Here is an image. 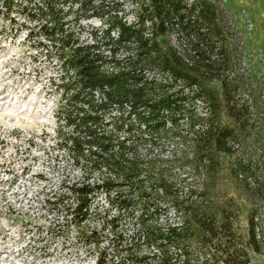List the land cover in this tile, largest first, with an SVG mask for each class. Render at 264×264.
I'll return each instance as SVG.
<instances>
[{
	"label": "trees",
	"instance_id": "trees-1",
	"mask_svg": "<svg viewBox=\"0 0 264 264\" xmlns=\"http://www.w3.org/2000/svg\"><path fill=\"white\" fill-rule=\"evenodd\" d=\"M0 2L61 64L56 83L65 103L56 117L70 130L65 148L100 178L68 185L70 194L55 203L77 226L104 212L101 232L88 235L105 244L97 264H251L253 253L264 254L257 207L248 208L240 232L242 209L219 187L227 157L246 199H264L262 168L243 150L256 128L257 85L246 89L252 99L242 98L249 78L242 36L220 0ZM95 16L106 27L89 41L79 18ZM196 100L206 112L190 107ZM170 130L192 141L183 162L203 176L200 185L166 176L154 161L151 148ZM102 193L110 208L97 212Z\"/></svg>",
	"mask_w": 264,
	"mask_h": 264
},
{
	"label": "rangeland",
	"instance_id": "rangeland-1",
	"mask_svg": "<svg viewBox=\"0 0 264 264\" xmlns=\"http://www.w3.org/2000/svg\"><path fill=\"white\" fill-rule=\"evenodd\" d=\"M220 2L233 14L242 36L243 66L249 77L242 98L252 99L246 89L257 85L253 100L259 102V109L251 120L256 128L247 135L243 150L246 158L262 168L259 173L264 180V0ZM15 18L18 23L14 24L0 2V264H97L105 244L95 245L88 235L93 230L101 232L104 212L77 226L55 202L70 194L68 185L97 182L100 174L78 165L65 148L64 135L70 130L60 127L56 117L65 103L64 91L56 83L62 73L60 62L53 53L38 48L37 39L27 37L28 22ZM79 24L83 27L79 32L89 41L88 33L100 34L106 27L96 16L79 18ZM190 107L198 113L208 109L202 100ZM183 142L170 130L151 148V155L166 176L186 178L184 184L198 186L203 176L195 175L183 162L184 156H192V141ZM227 159L219 187L234 196L242 209L239 231H245L247 210L253 205L264 235V199H246ZM93 206L97 212L110 208L104 193ZM251 264H264V254L253 253Z\"/></svg>",
	"mask_w": 264,
	"mask_h": 264
},
{
	"label": "built area",
	"instance_id": "built-area-1",
	"mask_svg": "<svg viewBox=\"0 0 264 264\" xmlns=\"http://www.w3.org/2000/svg\"><path fill=\"white\" fill-rule=\"evenodd\" d=\"M96 94H97V96H99V92L98 91H96Z\"/></svg>",
	"mask_w": 264,
	"mask_h": 264
}]
</instances>
